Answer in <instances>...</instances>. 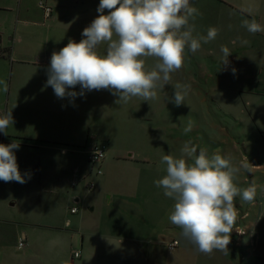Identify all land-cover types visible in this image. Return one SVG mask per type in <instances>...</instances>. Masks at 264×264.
<instances>
[{
	"label": "crops",
	"instance_id": "1",
	"mask_svg": "<svg viewBox=\"0 0 264 264\" xmlns=\"http://www.w3.org/2000/svg\"><path fill=\"white\" fill-rule=\"evenodd\" d=\"M40 2L51 7V18L55 13L61 15L64 40L79 42L84 38L83 29L99 15L97 8L100 0H0V117L11 112L14 121L9 125L7 135L0 132V144L4 138V145L18 143L17 150L22 158L36 154L43 157L60 155L75 168L60 173L53 185L44 182L39 184L37 173L43 175L42 162H33L29 166L22 163L19 171L26 182H18L19 187L33 196L27 201L23 200V209L17 211V214L20 218L49 214L47 220H61V225L68 230L73 225L71 216H77L74 218H78L80 223L85 222L86 208L93 214L100 210L103 216L112 213L113 205L119 206L108 180H102L95 174L98 167L82 163V157L85 156L88 162L89 149L103 143L107 145L104 162L106 170L110 167L109 155L128 159L125 162L129 164L141 161L144 163L145 160L140 159H148L150 150L141 148L135 138L127 135L134 136L144 132L148 141H157L159 128L152 131L154 137L150 138L148 119L156 120L160 125L166 118L165 115H168L172 119L171 126H174L176 106L168 103L166 106L159 101L152 105L155 102L143 101L141 97H133L127 103L118 104L116 101L119 98L108 90L85 91L83 96L78 95L74 100L68 97L58 98L52 87L46 85L52 53L45 51L36 58L30 53V43L34 41L18 31L19 25L23 24L27 28L35 24L31 15L33 17L38 10L44 16ZM190 3L200 12L193 21L196 26L193 38L206 35L209 27L219 29V34L207 44L201 42V48L194 54L186 47L183 67L170 74L172 83L191 84L188 92L189 98L194 100L191 109L211 104L227 115H233L229 112L231 102L232 107L240 111L243 117L247 116L255 122L257 132L264 136V32L251 34L242 26L245 19H254L264 26V0H190ZM108 11L105 9V14ZM6 33L11 37L4 44L3 37ZM222 46L228 47L232 52L227 64H221ZM101 47L106 45L102 43L98 47V53L105 54ZM142 59L145 60L146 70L153 69L158 62L155 57ZM70 91L79 93L81 88L77 85ZM219 124L222 123L214 121L213 117L209 119L210 126ZM84 148L86 151H82ZM75 180L78 184L73 186ZM91 182L95 184L92 191L88 189ZM42 194L56 196L47 201H37L38 195ZM107 194H110L109 200L106 199ZM19 197L20 195L11 197V206L19 205ZM31 199L34 201H30ZM0 201L2 202L1 199ZM131 205L139 216L136 218L132 215L131 218L135 222H143V218L148 217L144 204ZM74 207L78 209L76 214L71 213ZM53 211H56L55 216ZM171 225L173 224L165 228L169 231L168 235L160 232L158 237L153 235L148 239L142 234L141 226L134 227L132 223H126L124 237L111 236L118 243L124 241V247L109 248V252L123 251L128 255L129 264H199L200 260L204 264H209V260H213L215 264H234L237 258L235 253L222 257L219 250H213L212 254L198 252L195 245L182 237V231L176 235V225L172 228ZM99 226L94 220L91 221L89 231L85 232L80 226L77 228L81 236L80 250L74 252H80V259L85 256L86 235L90 239V253L94 250L100 252V245L93 248V244L97 243L95 239L100 236ZM50 229L59 230L56 227ZM2 232L0 231V237ZM17 235L19 241H27L26 233L20 231ZM172 241H178L179 245L170 251L167 244ZM73 253L70 258L72 264H75V260L79 259L74 260ZM90 260H93V256ZM82 263L81 261L79 264Z\"/></svg>",
	"mask_w": 264,
	"mask_h": 264
},
{
	"label": "rangeland",
	"instance_id": "2",
	"mask_svg": "<svg viewBox=\"0 0 264 264\" xmlns=\"http://www.w3.org/2000/svg\"><path fill=\"white\" fill-rule=\"evenodd\" d=\"M31 18L35 24H31L27 28L23 24L19 25L18 31L34 41L30 43V53L36 58L44 54L45 51L59 52L67 45L68 42L64 40V32L61 30L63 20L60 14L55 13L52 18L45 20L42 11L38 10L33 17L31 15ZM75 35L76 33L73 34V36ZM10 37L9 33L5 34L3 37L4 44ZM101 48L106 53V47ZM149 70L152 69L149 68ZM172 82L171 80V84L165 85L163 91L159 88L156 89L157 97L150 100V102H155L152 105H156L158 101L164 102L166 106L168 104L175 105L172 101L175 92L173 85L175 84ZM193 101L188 94L185 97V103L180 106L175 105L174 122L176 124L174 126H171L172 119L168 115H165L166 118L160 125L156 120L148 119L155 124L151 125L152 123L148 122V128H151L150 138L154 137L152 131L159 128L157 141H148L144 132H139L134 136L127 135L129 138H135L136 143L141 148L150 150L148 159H140L148 162L142 163L141 161V163L129 164V162H125L128 159L109 155L110 167L106 170L104 167L106 159L103 160L100 165L102 175L98 177H101L102 180L105 178L108 180L109 187L119 204V206H112L111 214L101 216L100 210L93 214L86 208L84 211L85 222L80 223L78 218H74L77 216H71L73 225L72 229L68 230L67 227L61 225V220H47L46 217L49 214H46L47 216L42 214L35 217L20 218L21 216L17 214V211L23 209V200L27 201L33 195L22 190L16 181L4 182L1 180L0 220L2 221H0V231L3 232L0 237V264H72L70 254L75 250H80L81 236L77 228L80 226L84 228L85 232L89 231L91 221L94 220L100 225V236L95 239L97 243L93 244V248L96 249L100 245V252L94 250L90 253L88 247L90 239L86 235L85 256L75 260V264H79L81 261L82 264H129L128 255L123 251L120 253L109 252V248L124 247V241L118 243L117 239L115 240L111 236L124 237L126 223L129 225L132 223L134 227L136 225L141 226L142 234L148 239L153 235L158 237L160 232L165 235L169 234L168 229L165 228L172 224L169 216L174 210L175 201L166 197L163 194V189L156 187L154 181L166 175V165L161 163L162 155L171 154L178 157L180 149L187 141H191L197 146L198 151L201 148L206 150L209 157L213 154H219L228 158L234 167L250 164L251 171L247 172L241 168L234 175L233 183L240 189L254 186L256 194L251 202L244 201L240 196L234 198L237 219L229 234V254L220 251V255L225 257L230 256L232 252L235 253L237 258L233 262L234 264H264V136L257 132L255 122L247 116L243 117L240 111L232 107L231 102L229 103V112L233 115H227L211 104L200 109H191ZM212 117L214 121L218 120L222 124L210 126L209 119ZM189 123H191L192 129L186 134L184 128ZM160 135H162L161 138ZM82 151H86V148ZM14 152L18 167L22 163L29 166L33 162L38 164L42 162L43 175L37 173L39 184L44 182L53 185L60 173L74 168V165L68 164L60 155L43 157L36 154L32 157L22 158L17 149ZM82 161L91 167L85 156L82 157ZM18 195L21 198L19 205L11 206V197ZM55 196L42 194L41 196L38 195L36 199H38L37 201H47ZM109 196L110 194L106 195L107 200H109ZM30 201H34V199ZM131 204H144L143 208L148 217H144L143 222L137 220L135 222L134 218H131L132 215L136 218L139 217ZM52 214L55 216L56 211H53ZM127 215L128 217H126ZM32 225H37V227ZM172 226L174 225L170 227L172 228ZM52 227L59 228V230L50 229ZM20 231L28 236L22 248L18 247L17 232ZM179 231L182 230L176 226V235ZM77 232L79 233L77 234ZM91 256H93V260H90ZM207 263L215 264L213 260H209ZM199 264H204V261L200 260Z\"/></svg>",
	"mask_w": 264,
	"mask_h": 264
},
{
	"label": "clouds",
	"instance_id": "3",
	"mask_svg": "<svg viewBox=\"0 0 264 264\" xmlns=\"http://www.w3.org/2000/svg\"><path fill=\"white\" fill-rule=\"evenodd\" d=\"M97 11L99 15L83 29V39H69L51 55L46 85L58 98L74 100L85 91L108 90L119 98L118 104L133 97L149 102L157 97V88L171 84L170 74L183 67L186 47L194 54L201 42L207 44L219 34V29L209 27L206 35L193 38V21L200 12L190 0H100ZM242 26L251 34L264 32V26L254 19H245ZM102 43L105 54L97 51ZM221 52V64H227L232 52L226 46ZM142 57H155L158 62L146 70ZM77 85L79 93L70 91ZM173 87L172 101L180 106L191 84L176 83ZM13 123L11 112L0 117V132L7 135ZM191 129L189 123L184 132ZM18 148L16 142L0 144V180L4 182H26L14 152ZM161 163L166 165V175L154 183L175 201L171 223L181 228L182 237L198 252L229 254V234L237 219L234 198L251 202L256 194L254 186L238 188L233 177L241 168L250 172V164L234 167L228 158L219 154L209 157L203 148L198 151L191 141L184 143L178 157L162 155Z\"/></svg>",
	"mask_w": 264,
	"mask_h": 264
},
{
	"label": "built area",
	"instance_id": "4",
	"mask_svg": "<svg viewBox=\"0 0 264 264\" xmlns=\"http://www.w3.org/2000/svg\"><path fill=\"white\" fill-rule=\"evenodd\" d=\"M40 7L42 8L44 12V18L49 19L52 16V9L49 6H46L43 2H40ZM106 151H107V146L105 144H97L92 146V148L89 149V154H88V162L92 167H98L95 171V174L97 176L102 175V170L100 168L101 163L106 157ZM78 184V181L75 180L73 182V186H76ZM95 188V184L93 182L88 184V189L92 191ZM72 214L78 213V209L76 207L71 209ZM24 241L20 240L18 247L22 248L24 246ZM179 245L178 241H172L167 244V248L170 251H173L176 249V247ZM81 254L79 251H76L73 253V259H80Z\"/></svg>",
	"mask_w": 264,
	"mask_h": 264
},
{
	"label": "trees",
	"instance_id": "5",
	"mask_svg": "<svg viewBox=\"0 0 264 264\" xmlns=\"http://www.w3.org/2000/svg\"><path fill=\"white\" fill-rule=\"evenodd\" d=\"M4 142H5V138H4V140L2 139L1 143L4 144ZM101 144H103V143H101ZM105 145H106V144H105ZM106 146H107V145H106Z\"/></svg>",
	"mask_w": 264,
	"mask_h": 264
}]
</instances>
